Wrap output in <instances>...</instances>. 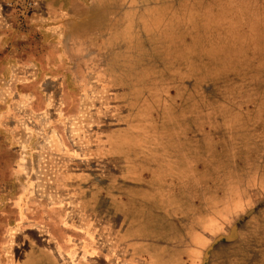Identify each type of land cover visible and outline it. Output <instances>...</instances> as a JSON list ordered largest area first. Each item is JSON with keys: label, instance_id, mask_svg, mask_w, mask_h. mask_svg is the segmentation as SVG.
I'll use <instances>...</instances> for the list:
<instances>
[{"label": "rangeland", "instance_id": "374dc122", "mask_svg": "<svg viewBox=\"0 0 264 264\" xmlns=\"http://www.w3.org/2000/svg\"><path fill=\"white\" fill-rule=\"evenodd\" d=\"M165 177L195 189L164 241L255 181L235 247L264 264V0H0V264L90 218L113 248L107 199Z\"/></svg>", "mask_w": 264, "mask_h": 264}, {"label": "crops", "instance_id": "0c3cea01", "mask_svg": "<svg viewBox=\"0 0 264 264\" xmlns=\"http://www.w3.org/2000/svg\"><path fill=\"white\" fill-rule=\"evenodd\" d=\"M123 140L116 138L112 143H115L114 147H119ZM171 166L169 161L163 167L167 170ZM180 171L182 177L187 173L183 167H180ZM145 178L148 175L136 168V180ZM166 178L164 182L156 181L150 187L137 183L121 187V191L113 192L116 194L114 199H107L114 212V220H117L113 248H108V242L104 240L108 220L101 219L102 225L98 229L96 220L90 218L72 224L74 229L71 230L70 240L55 238L58 242L56 246L30 248L14 264H241L235 243L240 237L249 236V233H245V225L254 212L236 218L237 210L240 209L238 201L241 203L238 197L245 199L255 181L245 188L234 186V194L222 193L224 200H217L216 205L207 211H203L205 208L202 207L201 216L193 212V217L190 216L193 223L190 224L192 220L186 219L182 229L183 238L179 241H164L159 237L154 238L159 231L154 230V225L149 229L150 224L146 219L158 220L159 224L165 218L176 222L183 213L187 195L195 189L191 186H178V181L169 184ZM259 184L264 188V181L259 180ZM119 195L122 196L117 197ZM191 203L190 200L189 206ZM199 207L201 205L195 201L193 208ZM92 224H95L94 229L90 228ZM225 227L229 228L226 230Z\"/></svg>", "mask_w": 264, "mask_h": 264}]
</instances>
